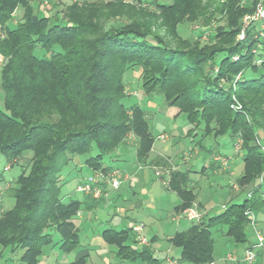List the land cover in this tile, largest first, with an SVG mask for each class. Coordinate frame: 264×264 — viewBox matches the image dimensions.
I'll return each instance as SVG.
<instances>
[{"label": "trees", "instance_id": "1", "mask_svg": "<svg viewBox=\"0 0 264 264\" xmlns=\"http://www.w3.org/2000/svg\"><path fill=\"white\" fill-rule=\"evenodd\" d=\"M256 1L74 2L53 15H40L28 0H0L5 34L0 40L5 57L0 70V155L11 167L30 152L10 188L14 204L0 214V245L20 251V264H37L47 245L58 244L64 252L76 249L75 217L82 202L60 196L62 169L74 157L86 155L89 170L105 172L110 167L105 158L129 134L137 161L147 157L155 140L147 111L123 103L124 74L129 71L138 72L144 92L159 93L165 104L185 115L188 132L242 142L243 172L237 183L251 186L249 197L171 235L167 241L179 249V264L213 262L211 228L217 225L235 243L248 242L246 211L254 213L264 205V152L256 143L260 136L264 144V48L252 52L254 27L245 39L236 37L242 16ZM17 8L22 15L13 24L11 13ZM156 20L174 46L152 28ZM212 21L216 28L209 40L219 45L201 46L177 34L184 22L207 26ZM36 47L48 56H36ZM189 183L185 171L169 176L168 188L180 198L176 212L193 199ZM101 236L122 260L161 264L149 247L138 250L128 243L137 242L131 228H106Z\"/></svg>", "mask_w": 264, "mask_h": 264}, {"label": "rangeland", "instance_id": "2", "mask_svg": "<svg viewBox=\"0 0 264 264\" xmlns=\"http://www.w3.org/2000/svg\"><path fill=\"white\" fill-rule=\"evenodd\" d=\"M28 1L33 5V7H35L36 11H38L39 6L41 7V11H38L40 15H44L45 13L53 15L57 10L59 11L65 6L74 2L82 4L91 1L111 2L114 0ZM124 1L129 3L136 2V0ZM161 1L164 3L171 2V0ZM45 2H47L48 4H45ZM15 10V15L11 20V23L13 24H15L22 15L21 8H17ZM156 15L159 16V13L156 12ZM222 23L224 24L223 21L220 22L221 25H223ZM215 26V21L210 22L207 26H202L201 23L196 22H184L177 26V34L179 35V37L183 39H190L201 46L207 43L211 45L214 42L209 40V35L213 33V30L216 28ZM152 28L158 30V32L165 37L166 29L161 26V22L159 20L154 21V23L152 24ZM165 38L166 41H170L169 43L171 45H175V43L168 35ZM214 44L219 45L216 43ZM34 54L39 57L48 56V54H46V52L40 47L35 48ZM124 81V92L126 94V97L123 99V103L126 106L139 104L147 111L150 130L152 135L155 137L154 148L157 151L161 152V154L166 153L170 157L163 158L158 162V165H156V163L152 162V160L154 161L156 157L153 156L150 150L143 162H139L137 164L134 153V136L129 134L126 140H124L123 144L121 145L123 147L122 150L118 149L112 153V155L114 156V160L111 161L112 167H109V169L105 172H92L91 170H89L86 165L83 164L86 155L79 157L80 162L82 163V168L80 169L70 161L61 171L60 183L62 184V186L60 196L64 201L69 200V198L81 199L82 196L80 193H77L75 191V187L83 180V177L87 176L90 173H106L107 171L109 172L114 168L119 169L122 172V175H127V181H123L122 183H124V185L122 184V186H120L118 190L110 189L105 203L100 204L99 207L101 208H98L99 210L95 212V216L92 221L86 220L83 221L82 224H80V243L83 246L89 244L91 240V234L93 232V229L91 230V227L93 226L92 224L97 226V230L101 231L103 224L109 219V216L112 214L111 212L113 210L117 211V205L132 207V209L128 213L129 220H127L123 225H130V222L132 223V219H136V221L143 223L144 227L142 233L149 242L147 245H142L130 239L128 243L138 250H141L144 246H147L153 251L155 257H157L161 261V264H170L169 258L177 259V257L179 256V252L176 247H172L168 243L167 237L173 235L178 229L180 230L185 224V220L182 219H180L179 222L172 220V214L175 210V206L180 202V198L177 193L167 188L171 172L177 171L176 168L174 170L172 163L174 165H177L179 170H184L187 166H192V168L194 169H200L202 164L206 167H209L211 163L216 161V157L227 159V157L220 156L218 155V153H215L212 157L214 150H218V152L221 154L231 156V159H237L238 162H240L239 165H241V155L243 154V149L241 147H238V149L235 145V140L231 142L227 135H221L217 138H214L211 136L201 135V132L199 130L188 132L190 124L186 120L185 115L183 113H177L176 107L168 106L167 104H165L162 96L159 93L144 92L140 86L137 71L126 72L124 74ZM0 109L3 110V93L1 88ZM158 134L164 135L165 138H169L168 141L157 140L156 136ZM199 145H201L202 147H200ZM236 148L238 149L237 151ZM235 151L239 156L236 155ZM95 153L96 152L94 150L91 154L94 155ZM28 154L29 155L24 156L20 160V164L12 163V167H10L9 170L3 169V166L5 164H10L4 156L0 155V171L2 172L4 177L3 180L16 178L15 176L20 173V169L23 168L22 166L28 163L30 152H28ZM107 158L108 156L105 159ZM125 159H127L131 164L130 167L127 168V170L122 169V163ZM185 160H187V162L184 163ZM21 163L23 164L22 166ZM215 164L218 163L215 162ZM138 166L140 168H138ZM225 168L226 167H222V169ZM164 169L167 173H165ZM157 170L161 172L160 176L155 175L154 172ZM236 174H239V171H235V175ZM233 177L229 175L228 172H211V169H209L204 174L199 173V175L193 176V180L197 184V197L205 207L195 203L196 195L194 194V189L193 199L189 202V207H197L198 210L204 211V219H207L209 216L221 212L224 209L222 205H227L232 202H241L243 200V196H245L246 193H243V191L240 192V185L237 186V190L235 191L236 196H234L233 198L229 196L232 194H230V188L233 186ZM3 180H0L1 185H4L6 183H4ZM191 184L192 183L190 182L189 186H192ZM11 185L13 187L15 185L14 182H12ZM250 190L251 189H248L247 192ZM6 197H8L7 194L5 195V199ZM116 197H119V199L117 203H115L116 205H113V199H115ZM104 205L105 207H108L110 211L109 214H107L102 208L104 207ZM137 206L139 207L138 210ZM182 211L179 210L175 212L181 213ZM119 216L120 215L118 213L117 218L115 217V219H113L112 222H114V224L115 220L117 222ZM116 228L120 229L122 227L118 225ZM211 231L212 237L214 239L213 262L215 261V264H232L231 261L225 260V256L227 254L242 256L244 249L249 245V243L255 240V235L250 225L245 229L248 238V242L246 243H235L232 237L225 235V227L223 225H217L211 228ZM153 237H155L154 241L150 242V239H152ZM54 238L56 240L58 236L55 235ZM150 243L151 246L149 245ZM109 247L114 250L113 246ZM0 249H2L1 246ZM255 251L256 258L253 264H264V261L260 262L259 260H264V253L260 249H256ZM99 252L100 250L98 251L97 247L93 250H90V259H88V261L92 260V264H103L100 256L97 254ZM2 254L4 259H7L8 257L13 259V261L10 263H15L17 261V253H10L8 249H5ZM259 254L262 255L259 256ZM6 256L8 257L6 258ZM105 256L108 257L111 262L115 261L112 259V253H105ZM50 258L52 259V254L50 255ZM68 258H73V252L72 254L70 253L68 255ZM137 264L144 263L138 260Z\"/></svg>", "mask_w": 264, "mask_h": 264}, {"label": "crops", "instance_id": "3", "mask_svg": "<svg viewBox=\"0 0 264 264\" xmlns=\"http://www.w3.org/2000/svg\"><path fill=\"white\" fill-rule=\"evenodd\" d=\"M40 9H41V7L39 6V8H38V11L39 12L41 11ZM158 135H161V134H158ZM158 135L156 136V139L157 140H166V141H168V139H169V138L158 139ZM199 146L202 147L201 145H199ZM122 148L123 147L118 148V149L122 150ZM126 149H129V148H126ZM151 152H152L153 156L156 157V159L154 161L152 160V162L153 163H156V165H158V162L161 161L163 158L170 157L166 153L165 154H161V152L157 151L154 148V142H153V145H152V148H151ZM235 152H234V154H235ZM134 153H135V151H134ZM215 153H218V155H220V156L227 157V167L225 169H222V167H220L219 161H215V160L214 161L216 163H218V164H215V162H213V163H211V165L209 167H206L205 165L202 164L201 167H200V169H194V168H192V166H187L184 170H179L178 166L177 165H174L172 163L174 170L176 168L177 171H185V172L188 173V178H189L190 182L192 183L191 185H192V187L194 189V194L196 195L195 203H197V204H199L201 206H204V205L199 201V199L197 197V195H198L197 192H196L197 184L193 180V176L199 175V173L204 174L209 169H211V172H228L229 175H231L233 177L235 175V171H239V174H236L233 177L234 178V180H233L234 182L232 184L233 186L230 188V194L231 193L232 194L229 195V196L231 198H233L234 196H236V192L235 191L237 190V186L239 185L237 183V181H238L239 177L241 176V174L243 172L242 159H241V165H239L240 162H238L237 159H231V156H228V155H225V154H221V153L218 152V150H214V153L212 154V157H213V155ZM236 155H238L237 152H236ZM135 159H136V156H135ZM112 160H114V156L111 153L108 156V158L105 159V162H106L107 165H109L110 167H112V163H111ZM71 162L75 166L79 167V169L82 168V165H81L82 163L80 162L79 156L74 157ZM136 162H137V164L139 163L137 161V159H136ZM185 162H187V160H185L184 163ZM83 164H84V161H83ZM122 164H123L122 165V169H124V170H127V168L130 167V165H131L127 159L123 160V163ZM153 165H155V164H153ZM5 166H6V164L3 166V169H4ZM138 168H140V167L138 166ZM20 171H21V169H20ZM17 175L15 177H17ZM91 175H93V173H90V174H88L85 177H89ZM85 177H83V179H85ZM3 179H4L3 174L0 171V180H3ZM14 180H15V178L8 179V180H3L4 183L5 182L6 183L4 185H1L0 184V192H2V197H1V208H2V211H5V210L10 209L13 206V204H14V200H13V197H12L11 192H10V188L12 187L11 183L14 182ZM122 184L124 185V183H122ZM122 184L120 186H122ZM120 186L118 188L114 189V190H118L120 188ZM250 188H251V186L240 187V189H241L240 192L243 191V193H246V195L243 196V199L246 198V196H248V193L250 191L247 192V190L250 189ZM110 189H113V188L106 187V195L105 196H102V198L97 199V200H94V199L90 198L89 196H85V195H82V194H81V196H82L81 199L75 198V199L79 200L80 202H82L81 203V208H80V210L78 211V213L76 214V217H75V226H76L77 231H78V237H80L79 236V227H80V224H82V222L83 221H86V220H91L92 221V219L95 216V212L99 210L98 208H101V207H99L100 204H104L105 203L106 198L108 197V194H109ZM6 194H7L8 197H6V199H5V195ZM68 197H69V195H68ZM118 199H119V197H116L115 199H113V202H112L113 205H116L115 203H117ZM224 206L225 205H222L223 208H224ZM117 207H118L117 211L116 210H113L111 212L112 214L109 216V219L103 224V226L101 228V231L100 230H97V226L96 225L92 224L93 226L91 227V230L93 229V232L91 234V240H90L89 244H87L86 246H83L80 243V240H79L78 247L76 249L70 251V252H64V251H62L59 248L58 244L47 245V246H45L43 248L42 253L38 257L37 264H47V263L48 264L49 263H51V264H92V262H93L92 260L88 261V259H90V250H93L96 247L98 248V251L100 250V252L97 253V254L100 256L103 264H137V261L138 260L129 261V260H122V259L118 258L117 255H116V247L113 246V245H108L103 240V238L101 236L102 231L104 229H106V228H112V229H115V230H121L123 228H131L132 229V226L135 223L139 222V221H136V219H132V223L130 222V225L129 224H126L128 226L123 225L124 223H126L127 220H129L128 213L132 209V207L118 206V205H117ZM102 208L105 210V212L107 214H109L110 211H109L108 207H105V205H104V207H102ZM138 208L139 207L137 206V210H138ZM118 213H119L120 216L117 219V222L115 220V224H114V222H112V221H113V219H115V217L117 218ZM180 214L181 213H176L175 210H174L173 211V214H172V220H174L176 222H179L180 219L185 220V224L181 228V229H183V228L187 227L188 224L190 222H192V221H189V220L183 218V216L180 215ZM211 216H213V215H211ZM254 216H255L257 228L260 230V232L264 236V205H261L258 209L254 210ZM204 217L205 216H203L201 220H204ZM118 225H120L122 228H120V229L116 228ZM94 229H96L97 231L94 230ZM170 236H168L167 239ZM154 239H155V237H154ZM53 240H54V242H57V240H55L54 237H53ZM149 245L151 246V243ZM109 246H113L114 247V250H112ZM5 249H8L10 251V253H17L18 254L17 261L16 262L14 261L15 263H10V262L13 261V259H11L8 256H6V258L8 257L7 259H4L3 258V254L2 253H3V251ZM260 250L264 253V249H260ZM72 252H73V258L72 259L71 258H68V255L70 253L72 254ZM178 252H179V249H178ZM105 253H112V255H113L112 259L115 260V261L114 262H111L108 259V257L105 256ZM51 254H52V259L50 258V255ZM261 255L262 254H259V256H261ZM19 256H20V251H11L7 247L6 248L5 247H2V249H0V264H20ZM154 257H155V255H154ZM178 257H177V259H178ZM237 257H238V260L232 262V264H241L239 262V258L241 256L238 255ZM259 260H260V262H263L264 261V260L261 261V259H259ZM8 261H9V263H8ZM214 264H215V261H214Z\"/></svg>", "mask_w": 264, "mask_h": 264}, {"label": "built area", "instance_id": "4", "mask_svg": "<svg viewBox=\"0 0 264 264\" xmlns=\"http://www.w3.org/2000/svg\"><path fill=\"white\" fill-rule=\"evenodd\" d=\"M31 1V0H30ZM246 0H241V4H244ZM47 2H45L46 4ZM48 4V3H47ZM14 10L11 13V16L14 17L15 15ZM15 22V21H14ZM241 27L237 35L238 40H243L246 37L247 30H249L251 27H254L256 33L254 34V38H256V46L252 49V52L255 54H258L263 48H264V0H257L253 6V9L250 12L245 13L241 18ZM4 27L3 24L0 22V40L4 38ZM238 56H234L233 59L236 60ZM5 57L0 53V69L4 65ZM239 75L236 76L238 78ZM236 108H239V105L236 106ZM158 138L164 139V135H158ZM241 139L238 138L235 141L236 147H241ZM256 143L260 146V149L264 152V144L260 136L256 137ZM236 148V151L239 149ZM216 161H219L221 167H227V159L216 157ZM10 165H6L4 169H9ZM165 171V169H164ZM108 172V171H107ZM96 173L89 177H86L83 179L80 183H78L75 187V191L77 193H80L82 195L90 196L95 199H99L102 196L106 195V187H111L113 189L118 188L123 181L127 180V175H122V172L119 169H111L108 173ZM156 176H160V171L154 172ZM165 173H167L165 171ZM164 181V180H163ZM165 182V181H164ZM163 182V183H164ZM248 193V197H249ZM1 197L2 192H0V214L2 213L1 208ZM205 212L198 210L197 207H187L185 208L180 215L183 216V218L193 221V222H199L202 217L204 216ZM246 214L250 218L249 225L251 226L253 233L255 235V240L252 242L251 245L247 246L244 249V252L242 256L239 258V262L241 264H253L254 260L256 258V249H263L264 247V236L260 232V230L257 228L256 220L254 213L250 210L246 211ZM143 223L137 222L132 226V231L134 233L135 239L137 243L142 245H147L148 240L143 235ZM225 260L234 262L238 260V257L232 254H227L225 256ZM170 264H179L178 259L169 258ZM207 264H214V262H209Z\"/></svg>", "mask_w": 264, "mask_h": 264}]
</instances>
